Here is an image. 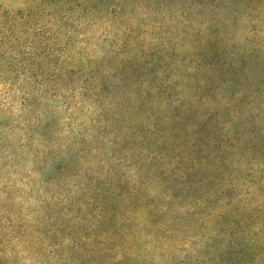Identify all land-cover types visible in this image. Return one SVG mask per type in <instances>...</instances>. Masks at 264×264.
<instances>
[{"label":"rangeland","instance_id":"rangeland-1","mask_svg":"<svg viewBox=\"0 0 264 264\" xmlns=\"http://www.w3.org/2000/svg\"><path fill=\"white\" fill-rule=\"evenodd\" d=\"M51 52L58 77L49 73ZM75 85L95 89L81 103L67 97ZM163 86L195 106L202 87L212 111L253 100L252 109L232 106L239 117L229 132L264 111V0H0V264L39 263L35 247L44 234L45 248L60 242L63 254L49 252L46 264H264L258 146L224 161L202 152L204 163L188 176V160L176 165L171 148L165 165L141 161L157 129L174 128ZM29 96L36 102L25 108ZM109 124L113 131H105ZM106 132L94 154L104 160L101 174L108 169L115 179L116 195L100 196L98 211L73 209L70 233L51 234L63 219L58 201L82 185L79 156ZM186 135L174 150L193 156L195 137ZM257 137L264 141V129ZM53 161L62 167L57 176L41 165ZM76 233L89 242L86 254L70 250Z\"/></svg>","mask_w":264,"mask_h":264},{"label":"trees","instance_id":"trees-1","mask_svg":"<svg viewBox=\"0 0 264 264\" xmlns=\"http://www.w3.org/2000/svg\"><path fill=\"white\" fill-rule=\"evenodd\" d=\"M54 53H49L48 58L50 62L55 65L52 66L49 70V73L51 76H59L61 73V70L58 68V63L51 60L50 58H54ZM67 79L69 81H73L74 79H70L69 75H67ZM100 88V87H99ZM53 93H57L60 90L59 80L56 78V81L53 83V86L50 88ZM94 88H91L89 86L83 87L82 85H75L69 90V94L67 97H70L69 99L76 98L79 102L83 103L85 94ZM100 91L105 93L103 87L100 88ZM202 87H198L195 89L193 99L199 100L200 103L198 105H194L192 102H184V98L179 96V93H175L171 88L163 86L160 89L161 94H165L166 96V102L165 106L169 110V121L174 126L173 130H170V132L164 131V129H157V132L153 134L152 141H150V146L142 147L141 149V161L145 158H147L151 163L152 166L155 165L153 160L161 161L163 165H165L167 158L169 157L166 153V150L169 151V148L172 149L171 153L173 154L169 158L172 159V162H174L176 165L182 166V161L184 159L188 160L187 166L183 167L184 175L188 176L189 174H195L193 173L197 168H200L202 166V162L204 163V154L206 156H209L211 158L216 157L220 158V160L224 161L227 156L233 155L234 152L240 151V154L243 155L244 152H249L250 148L247 146H258L260 148L261 152H264V141L259 140L257 135L259 134L260 130L264 129L261 126V118H264V111H258V112H252L249 115L246 116V120L243 122L242 126H240L238 129L233 130L232 132H229V126H235L236 120L239 117V114L236 112L232 106L234 105H244L249 109H252L253 100L244 102V100H239L237 102H234L233 100L226 102L224 105V108L220 110L219 108H216L214 111H212L210 107H208L209 100H204V95L202 94ZM211 92L214 91V88L210 90ZM204 95V96H203ZM249 96H252L251 92L249 93ZM41 99V96H39ZM66 97V98H67ZM23 102V105L25 108L32 107L34 105V102H36V98L34 96H29L26 98ZM262 99L264 100V95L262 96ZM101 106L102 108L105 107V101L106 96H101ZM67 103H69L71 100H65ZM143 102H151V99L149 97L145 98V101ZM109 104L106 105V108L109 109ZM45 107V106H44ZM82 107V106H81ZM80 107V108H81ZM112 107V106H111ZM106 113L104 114L106 117ZM105 121L111 123L113 120L109 119L108 117L105 118ZM151 116L147 113L144 116V123L150 122ZM99 122H96V125ZM250 128L251 137L247 138V130ZM105 131H113V126L109 124V130ZM191 131L192 136H194V143H191L193 148H196L197 153L193 156L185 157V150H174L178 147V143L184 144L187 143L190 139L186 135V132ZM176 132V133H174ZM146 133L145 129L141 130V136ZM182 133V135H180ZM109 134V132L106 134L99 133L96 137V140L93 139V145L88 148L84 156H79V159L81 160V163L79 165L78 171H79V178L80 183L82 182L81 187H78L77 189H74L73 191H68V196L64 200H60L59 202L63 201V204L61 207L64 210L63 213V219L61 222L53 229L51 234L59 235V234H66L70 233V228L68 226V220L66 217L68 215L72 214V211L79 210V208H91V210L98 211V205L99 203L103 202L104 199L99 200L98 198L104 194H107L110 191L111 186L113 185V182L115 179L112 177V174H110L109 170H105L102 172V165L104 160L98 159L95 160V152L97 151V147L94 143H99L104 139V136ZM151 134V133H150ZM176 134H179V138L176 136ZM78 135L81 138H85L86 134L84 132H78ZM100 137V138H99ZM88 143H91L90 141ZM109 143H113V141H109ZM215 146V152L217 153L216 156H214V151H211L209 146ZM235 146H241L240 148H237ZM229 149L230 151L226 150ZM162 151V152H161ZM143 152L149 153V156H145ZM204 152V154L202 153ZM95 153V154H94ZM40 165V163L38 164ZM44 165L46 169H49V175L50 176H57L59 172L62 170L60 162L53 161L50 163V165ZM206 166V165H204ZM121 167V166H120ZM162 167V166H157ZM203 168V167H202ZM206 168V167H205ZM162 169V168H161ZM164 173V172H161ZM96 175V177H94ZM164 175V174H162ZM99 177L101 181L99 180ZM96 178L97 183H93V179ZM186 180V179H185ZM112 194L113 191H110ZM120 194V193H119ZM116 195V194H112ZM111 196V195H110ZM78 197H82V200ZM83 198H87L88 201L85 202ZM41 207H45L44 202H41L38 204ZM108 206V204H107ZM48 209V208H46ZM74 209V210H73ZM48 213L49 211L46 210ZM100 215V214H99ZM100 222V221H99ZM29 232L36 233L38 232L37 229H29ZM43 238H40V241L36 242L35 249L38 251L37 254L40 257L39 263L36 264H46L45 260L49 256V252L58 257H62V248L60 242H54L51 245L47 246L48 248H45V243H48L50 240L49 237H46V234ZM82 237L80 234H75V237L72 238V246L70 250H76L81 251L82 253H87L90 249L88 240H85V242H79V239ZM48 241V242H47ZM47 252V253H46ZM46 253V254H45ZM57 253V254H56ZM89 263V262H87ZM86 263V264H87Z\"/></svg>","mask_w":264,"mask_h":264}]
</instances>
